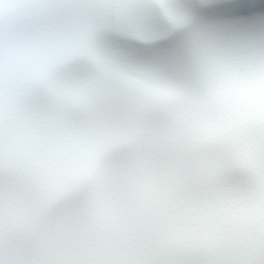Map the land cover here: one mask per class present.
I'll return each instance as SVG.
<instances>
[{"label": "clouds", "instance_id": "9594fccd", "mask_svg": "<svg viewBox=\"0 0 264 264\" xmlns=\"http://www.w3.org/2000/svg\"><path fill=\"white\" fill-rule=\"evenodd\" d=\"M225 0H0V264H264V15Z\"/></svg>", "mask_w": 264, "mask_h": 264}, {"label": "snow or ice", "instance_id": "6c2138e0", "mask_svg": "<svg viewBox=\"0 0 264 264\" xmlns=\"http://www.w3.org/2000/svg\"><path fill=\"white\" fill-rule=\"evenodd\" d=\"M216 11L239 19L264 15V0H225L216 6Z\"/></svg>", "mask_w": 264, "mask_h": 264}]
</instances>
